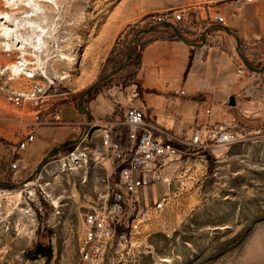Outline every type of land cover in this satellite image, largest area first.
<instances>
[{
  "label": "rangeland",
  "instance_id": "374dc122",
  "mask_svg": "<svg viewBox=\"0 0 264 264\" xmlns=\"http://www.w3.org/2000/svg\"><path fill=\"white\" fill-rule=\"evenodd\" d=\"M231 1L234 0H61L60 11L53 10L54 19L49 21L54 28L51 37L41 47L26 44L25 48L7 51L0 37V148L23 139L39 109L30 100L15 106L8 100L11 90L25 91L34 84L48 86L53 80L50 102L61 107L71 100L77 106L81 93L100 82L85 98L92 127L80 149L76 150L79 144L63 148L67 156L75 152L87 157L71 165V157L55 154L27 183V189V184L0 186V264H78L85 214L104 205L110 197V186L118 182L115 164L109 161H113L110 139L102 137L110 134V124L108 132L98 130L106 129L110 122L121 129L119 123L125 110L137 99L145 100L147 87L138 71L148 35L156 32L157 36L178 38L171 27L161 25L152 32L139 31L156 25L160 15L185 10L182 20L168 22L192 42L200 44L204 39L203 45L193 46L199 49L206 44L208 34L216 31L213 17L224 15L226 4ZM23 3L20 10L29 8ZM0 10L16 9L0 0ZM196 22L199 25H194ZM193 27L196 36L191 39L185 31ZM231 51L236 60L233 68L236 70L239 64L243 69L240 75L255 77L252 84L262 97L264 70H252L244 60L252 67L262 68L264 46H251L247 51L239 46V50ZM130 53L133 56L126 67L101 82ZM63 54L74 56L72 65L62 58ZM23 55L30 59L28 66L35 68V77L13 75L8 68ZM191 64L192 61L188 70L194 69V80L199 81L207 70L201 62L195 67ZM65 72L70 76L61 78ZM210 81L208 78L207 83ZM208 88L197 90L196 95L205 116L217 117L213 104L219 103L223 115L241 122L245 128L242 136L235 142L213 147L206 161L201 157H184L183 161L170 162L171 169L175 168L170 182L148 187L150 207L164 194L170 195L169 203L162 210H152L150 219L138 231L120 226L104 264H264V113L247 118L241 109L248 94H240L236 105L231 106L229 98L235 96L233 92L220 100L218 87H213L214 92L207 91ZM134 91L138 93L134 95ZM179 91L176 88L168 94L177 95ZM98 98L117 113L101 112L94 116V107L100 104ZM81 115L87 125V116ZM65 117H72L69 109L65 110ZM86 125L74 139L83 137ZM95 131L98 134L91 136ZM44 158L29 165L23 162L19 168L3 164L0 182L24 181ZM38 242L51 247L50 258H31L28 250Z\"/></svg>",
  "mask_w": 264,
  "mask_h": 264
},
{
  "label": "crops",
  "instance_id": "0c3cea01",
  "mask_svg": "<svg viewBox=\"0 0 264 264\" xmlns=\"http://www.w3.org/2000/svg\"><path fill=\"white\" fill-rule=\"evenodd\" d=\"M224 16L226 22L223 25L228 26L232 33H228L223 28L214 27L216 31L208 34L206 44L199 49L178 38L157 36L156 32L148 35V40L141 51L138 75L142 78V83L145 81V87L149 89L145 88V100L137 99L133 105H145L149 119L180 135H184L192 127L205 121H224L229 117L220 111L219 103L213 104V109L217 107V117L207 118L203 104L199 106L200 102L196 100L197 90L210 87L207 91L214 92L213 87L215 86L218 87L217 94L220 100L230 92L235 94L236 102L240 94H248L249 98L244 108L236 107V109L243 110L247 114V118H255L264 113V85L263 94L260 97L255 85L252 84L255 77L240 75L238 69L241 65L239 64L236 70L233 68L236 60L231 51L236 50L239 46L247 51L251 46H255L258 41L264 40V0L244 2L240 6L235 5V0L231 1L226 4ZM217 24L220 23L216 21L213 25ZM194 25H199V23L196 22ZM188 31H185V35L189 38L196 36L194 27L189 28ZM232 36L234 40H232ZM247 53L251 54L250 52ZM190 61H192V67L201 62L207 70V72L202 73L204 75L199 81L194 80L195 75L193 73L195 70H188ZM208 78L211 80L209 83H207ZM176 88L180 90L177 95L168 94V92L173 93L172 91ZM137 93L135 92L134 95ZM101 101L99 99L100 104L94 107L92 112L94 116L101 112L117 113L115 108L109 104L106 105V108L105 103ZM67 109H69L72 117H65V110ZM60 113L64 123L40 126L35 132L34 141L27 148L19 149L18 141L0 148V166L5 164L7 167H11V163H16V168H19L21 164L36 163L46 157L56 145L79 137L86 122L78 110V106L73 101L68 100L61 105ZM93 124L96 123L93 122ZM109 124L105 125L104 128L106 129L100 128L98 132L101 133L103 130L108 132ZM117 129L121 130L120 128ZM95 134L98 133L95 131L90 135L95 136ZM81 145L80 143L76 150L80 149ZM96 149L99 148L96 147ZM64 150H59L57 157H67ZM102 157L105 156L102 155ZM109 161L113 163L112 160ZM141 197L148 202V188L141 191Z\"/></svg>",
  "mask_w": 264,
  "mask_h": 264
},
{
  "label": "built area",
  "instance_id": "2783aa9c",
  "mask_svg": "<svg viewBox=\"0 0 264 264\" xmlns=\"http://www.w3.org/2000/svg\"><path fill=\"white\" fill-rule=\"evenodd\" d=\"M252 1L235 0V5ZM185 12L182 10L160 15L157 24L168 20L180 21ZM213 20L220 24L226 22L224 15H215ZM238 72L242 73L243 69L239 68ZM54 83L51 80L48 86L34 84L28 90L13 89L8 93V100L17 107L22 106L26 100L39 107L27 134L18 142L19 149L27 148L34 141L35 132L40 126L64 123L60 105H54L49 100L53 96L49 89ZM152 123L156 122L148 118L145 105H133L125 110L123 121L119 123L127 128L129 147L122 146L116 140L119 131L115 128V123L110 122V134L102 135L103 139H110L109 153L118 172V182L111 185L109 200L104 205L85 214L84 240L78 264H104L107 250L120 226H125L131 232L138 231L150 219L152 210H162L169 203L170 195L164 194L160 199L154 200L150 207L142 199L141 191L160 182H170L175 170L171 169L170 162L183 161L184 157H201L206 161L213 147L235 142L245 129L240 121L232 117L221 122L205 121L195 125L184 135L161 125L159 131H152ZM164 135L174 136L177 147L166 146ZM11 167L16 168L17 164L11 163ZM28 186L29 184L24 189Z\"/></svg>",
  "mask_w": 264,
  "mask_h": 264
},
{
  "label": "bare ground",
  "instance_id": "6f19581e",
  "mask_svg": "<svg viewBox=\"0 0 264 264\" xmlns=\"http://www.w3.org/2000/svg\"><path fill=\"white\" fill-rule=\"evenodd\" d=\"M23 1L26 2V0H6L8 6H13L16 10L11 12L0 10V37L3 38L1 42L7 51H11L13 48H25L26 44L33 48L44 45L46 39L51 37L54 29L49 25L50 18L54 19L52 12L56 8L60 11L62 7L61 0H27L26 3ZM22 3L29 8L20 10ZM62 58L67 59L70 65L73 64L74 56L72 54H63ZM30 63V59L28 60L23 55L17 63L9 65L8 68L13 75L23 73L35 77V68L29 67ZM69 76L70 73L65 72L61 78H68ZM152 131H159V124L152 123ZM164 143L169 147H177V139L172 135H164ZM67 157H71L69 160L71 165H74L81 160V157H87V155L85 153L70 154ZM65 163L63 166L66 165Z\"/></svg>",
  "mask_w": 264,
  "mask_h": 264
},
{
  "label": "water",
  "instance_id": "95a60500",
  "mask_svg": "<svg viewBox=\"0 0 264 264\" xmlns=\"http://www.w3.org/2000/svg\"><path fill=\"white\" fill-rule=\"evenodd\" d=\"M166 26V27H171L174 32L176 33L178 39L184 41L185 43L187 44H190V45H203L204 44V39L202 41V43L200 44H197L195 42H192L190 40H188L186 37H184L178 30V28L171 22H163L161 24H156L148 29H144V30H141L139 31V33H146V32H152L156 27L158 26ZM214 27H218V28H223L225 29L228 33H232V31L229 29L228 26L226 25H223V24H217L215 25ZM206 34L207 32L204 34V37H206ZM238 39V38H237ZM239 43H240V40L238 39ZM237 50H239V47L237 48ZM132 53H130L129 55H127L125 61H123L121 64H119L117 67H115L114 69H112L111 71H109L101 80V82L103 81H106L108 80L110 77L114 76L115 74L119 73L120 71H122L127 63L132 59ZM245 64L247 67H249L250 69L252 70H255L257 72H262L264 70V65L262 68H255V67H252L246 60H244ZM100 84L97 83L93 86H91L90 88L86 89L85 91H83L80 95V97L78 98V102H77V106H78V110L85 114L87 116V125H86V129H85V132H84V135L82 138L80 139H73V140H69V141H65V142H62L58 145H56L54 148H52L48 154L46 155V157L44 158L42 164L40 165L39 168L36 169L35 172H33L27 179H25L24 181L20 182V183H16V184H5V183H2L0 182V186L2 187H5V188H14L16 186H19V185H25L29 182H31L41 171H42V168L47 165L49 163V159L51 157H53L55 154H57V152L69 145H72V144H80L82 142V140L84 139V137L87 135L88 131L90 130V128L92 127V117H91V112L89 111V109L85 106V98L87 97L88 94H90L98 85ZM229 104L231 106H235L236 105V97L234 95L230 96L229 98Z\"/></svg>",
  "mask_w": 264,
  "mask_h": 264
},
{
  "label": "trees",
  "instance_id": "16d2710c",
  "mask_svg": "<svg viewBox=\"0 0 264 264\" xmlns=\"http://www.w3.org/2000/svg\"><path fill=\"white\" fill-rule=\"evenodd\" d=\"M255 46H264V40L258 41ZM140 64H141V55H140ZM116 140L124 147L130 146V142L127 135V128L125 126H122L120 132H118ZM208 154L209 156H211L210 153ZM28 254H30L31 258H35L39 255H43L47 258H50L52 256V250L49 245H45L43 242H38L32 249L28 250Z\"/></svg>",
  "mask_w": 264,
  "mask_h": 264
}]
</instances>
